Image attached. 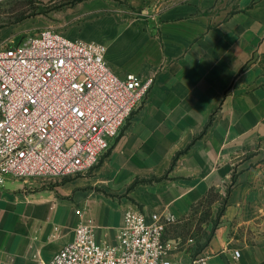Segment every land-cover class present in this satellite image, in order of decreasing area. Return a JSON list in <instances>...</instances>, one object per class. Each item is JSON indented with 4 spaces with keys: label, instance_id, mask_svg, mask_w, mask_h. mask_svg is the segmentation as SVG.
Listing matches in <instances>:
<instances>
[{
    "label": "crops",
    "instance_id": "crops-1",
    "mask_svg": "<svg viewBox=\"0 0 264 264\" xmlns=\"http://www.w3.org/2000/svg\"><path fill=\"white\" fill-rule=\"evenodd\" d=\"M128 1L141 12L108 16L82 38L105 46L118 75L155 83L86 188L41 176L0 185V264H46L74 238L77 208L113 242L134 204L174 213L168 239L185 238L207 208L218 220L201 248L211 264H264V0ZM96 186L121 200L93 195Z\"/></svg>",
    "mask_w": 264,
    "mask_h": 264
},
{
    "label": "built area",
    "instance_id": "built-area-1",
    "mask_svg": "<svg viewBox=\"0 0 264 264\" xmlns=\"http://www.w3.org/2000/svg\"><path fill=\"white\" fill-rule=\"evenodd\" d=\"M105 49L51 28L0 47V185L90 172L111 147L155 77L118 75ZM77 213L74 238L46 264H176L164 238L174 213L131 205L113 242L98 240L95 220ZM190 264L211 262L200 254Z\"/></svg>",
    "mask_w": 264,
    "mask_h": 264
},
{
    "label": "rangeland",
    "instance_id": "rangeland-1",
    "mask_svg": "<svg viewBox=\"0 0 264 264\" xmlns=\"http://www.w3.org/2000/svg\"><path fill=\"white\" fill-rule=\"evenodd\" d=\"M121 11L133 16L141 12V8L131 4L128 0H0V47L18 42L24 35L45 28L58 30L69 37L84 40L82 37L89 28ZM86 36L95 37L91 34ZM107 151L108 149L103 154ZM98 162L100 164L101 161ZM91 176H93V171L46 177L45 179L54 185L63 187L73 185L81 189L87 187L86 181ZM114 192L113 190L106 191L103 186H96L92 193L109 200H121L120 195ZM127 193L128 190L125 195L131 198ZM97 205L95 208L98 207ZM99 207L104 211L105 203L102 202ZM202 210L196 218L190 221L189 226L181 229L183 232L181 235L185 234V238L175 236L168 239L164 236L166 242L169 243L168 256L170 259L177 254H186L191 255L193 261L197 255H205L201 253V248L210 240L218 220L210 217L207 208ZM185 242L189 243V246L184 247ZM186 249L187 251H182Z\"/></svg>",
    "mask_w": 264,
    "mask_h": 264
}]
</instances>
